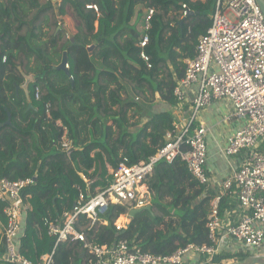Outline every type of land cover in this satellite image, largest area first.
Wrapping results in <instances>:
<instances>
[{
    "label": "trees",
    "instance_id": "obj_1",
    "mask_svg": "<svg viewBox=\"0 0 264 264\" xmlns=\"http://www.w3.org/2000/svg\"><path fill=\"white\" fill-rule=\"evenodd\" d=\"M55 2L0 0V177L32 179L22 190L29 209L20 251L33 263L44 262L53 247L44 217L71 211L78 187L84 188L74 161L85 168L95 162L92 188L104 185L108 175L104 159L114 176L124 158L131 165L154 154L165 143V133L176 128L170 113L178 102L173 88L184 76L183 60L195 56L198 37L210 25L204 10L212 6L213 12L216 0ZM87 4L97 5L98 13ZM187 9L194 14L180 24ZM144 35L148 41L142 47ZM142 51L147 61L140 56ZM63 52L68 73L52 68ZM25 75L31 78L28 100L21 88ZM8 115L10 123L3 124ZM58 119L72 142L69 154L59 145L64 130ZM132 126H137L136 132ZM144 183L151 196L150 210L129 218L132 208L117 203L93 223L81 215L76 227L85 240L111 246L125 239L132 250L154 255L208 241L205 224L213 192L190 175L181 159L158 162ZM231 206L222 198L219 214ZM3 207L0 202V264H13L4 258ZM222 258L231 255H215L211 263ZM52 260L94 264L83 243L73 238L56 247Z\"/></svg>",
    "mask_w": 264,
    "mask_h": 264
},
{
    "label": "built area",
    "instance_id": "obj_2",
    "mask_svg": "<svg viewBox=\"0 0 264 264\" xmlns=\"http://www.w3.org/2000/svg\"><path fill=\"white\" fill-rule=\"evenodd\" d=\"M85 6L98 13L97 5ZM151 14L152 10H149L148 17ZM145 28H148V18ZM147 41L148 36L144 35L140 45L145 46ZM195 50L193 58L183 60L184 76L173 88L176 100H188L190 105V116L184 126L180 130L167 131L165 143L147 158L131 165H127L124 158L114 176L104 159L108 174L104 185L92 188L95 162L88 169L82 168L81 171L90 177L84 180V185L92 192L84 195L78 187L79 197L71 211L56 217H44L46 233L53 239L52 251L44 262L33 263L20 251L25 214L29 209L22 190L32 183V179L10 181L0 177V202L6 217L3 233L6 260L13 264H52L54 250L68 238L82 242L94 264H211L221 247L233 242L248 244L253 252L250 255H264V152L256 149L264 138V16L256 0H216L210 25L198 37ZM140 56L148 60L143 51ZM65 67L68 68V63ZM35 98H38L37 89ZM223 98L231 100L232 115L246 121L227 137L225 146L228 155L243 150L247 152L241 169L222 183L228 194L233 193L230 181L238 187L236 198L241 212L237 219L234 222L222 220L220 198L215 197L209 203L206 216V243H190L170 254L154 255L132 250L125 239H118L111 246L87 242L84 233L76 227L80 216L85 215L93 223L112 204L123 203L132 209L147 206L151 197L146 190H141V185L160 161L170 164L178 157L192 177L200 184L206 183L204 163L209 128L192 127V124L213 100ZM134 100L140 98L135 96ZM49 107L47 104V117L51 115ZM189 252L193 256L187 255Z\"/></svg>",
    "mask_w": 264,
    "mask_h": 264
},
{
    "label": "crops",
    "instance_id": "obj_3",
    "mask_svg": "<svg viewBox=\"0 0 264 264\" xmlns=\"http://www.w3.org/2000/svg\"><path fill=\"white\" fill-rule=\"evenodd\" d=\"M86 8H89V7H86ZM94 27L97 29V21L94 22ZM4 57L6 58V56H3L1 62H5L6 59L4 60ZM189 107L190 105L187 100L186 102H177V104L170 109V113L177 121V126L175 130H178V129L180 130L184 126L183 124L189 118L190 116ZM232 113H233V106H232V102L230 99L223 98V99L213 100L207 107H205L198 114L197 118L194 120L192 124V127L204 126V127L209 128L207 132V137H206V159L204 163L207 181L204 185H206L207 188L211 192H213L212 199L215 197H219L220 200L222 198H225L227 203L229 205H232L231 209L226 207L224 208L222 212H220L221 219L226 222L227 221L234 222L237 219V214L241 212V209L237 205V198H236L237 189H238L237 185L234 182L230 181V188L233 191V193L228 194L227 192L224 191L222 183L226 179H230L233 173L241 169V167L245 164L246 157H247L246 150L240 151L239 153L234 154V155H228L225 152L227 137L231 135L232 133H234L236 129H239L246 122L245 119L241 117H235L232 115ZM56 123L57 125L63 127L64 133L62 135V138H63L62 140H65L64 147L70 146L72 148V142L67 136L66 126L63 125L60 119L56 120ZM61 144L59 145L63 147ZM259 147H261V149H263L262 151L264 152V138L261 139L256 149L258 150ZM70 149L66 151L70 153L69 152ZM94 153H95V150L91 151L90 157L93 158ZM82 168L88 169V168H85L79 160L74 161V169H76V172L80 175L82 180L84 181V180L90 179V177H88L86 173L81 171ZM91 177L94 181V177L93 176ZM105 181L106 180H104V183ZM96 186H101V184H97ZM79 188L81 189L80 190L81 193L84 195H88V192H92V190L88 191L85 185H84V188L82 187H79ZM141 190H144V191L146 190L147 193H149L148 188L145 183L141 185ZM78 197H79V191H78L77 199ZM150 204H151V200L148 205ZM67 212L69 211L65 210L62 212V214L67 213ZM251 253L253 254L251 247L248 244L246 243L238 244V243L233 242V243L227 244L226 246H222L219 252L217 253V255L224 256L226 254H230L231 258H228V259L222 258L221 260V263L223 261H226L228 263V262H234V261L241 260L244 257L250 255Z\"/></svg>",
    "mask_w": 264,
    "mask_h": 264
},
{
    "label": "water",
    "instance_id": "obj_4",
    "mask_svg": "<svg viewBox=\"0 0 264 264\" xmlns=\"http://www.w3.org/2000/svg\"><path fill=\"white\" fill-rule=\"evenodd\" d=\"M256 2L260 6L261 11H262L263 16H264V0H256ZM192 14H194V12L192 10L188 9L186 11V14L183 16V18L181 19V21L179 23L181 24L185 17H187L188 15H192ZM66 63H67V54H66V52H63L62 56H61V59H60V62L56 66H52V68L64 71L65 73H68L67 72L68 68L65 67ZM24 77H25V81L21 85V88L25 91L26 98L28 100L29 96H28V93H27V88H28V84H29L31 78L28 75H25ZM9 119H10V116L8 115L6 121L3 124H9L10 123ZM1 126H2V124H0V127ZM150 208H151V206L147 205V206H145L143 208L132 209L128 213V217L131 218V217L134 216V214L136 212L141 211L143 209L150 210ZM128 225H129V219L125 223L124 230L128 227ZM4 258L7 259L6 254L4 255ZM211 264H219V263H211ZM227 264H264V255H261V254L248 255V256L244 257L243 259H241L240 261H238L236 263H227Z\"/></svg>",
    "mask_w": 264,
    "mask_h": 264
},
{
    "label": "rangeland",
    "instance_id": "obj_5",
    "mask_svg": "<svg viewBox=\"0 0 264 264\" xmlns=\"http://www.w3.org/2000/svg\"><path fill=\"white\" fill-rule=\"evenodd\" d=\"M56 3V2H55ZM204 13L208 16V17H211V14H212V6H208L207 8H205V10H204ZM97 15H99V14H97ZM96 25V24H95ZM70 34V33H69ZM136 101V100H135ZM147 107H150L149 105H147ZM136 119V118H135ZM137 120V119H136ZM136 120H134V119H131V122H133V121H136ZM139 125H141V124H139ZM132 130H133V132H136L137 131V126L135 127V126H132ZM63 139V138H62ZM61 139V145L63 146L62 148H63V150H69L71 147L70 146H68V147H64V141L65 140H62ZM69 154V153H68ZM76 170V169H75ZM187 255H189V256H193V254H192V252H189V253H187ZM238 261H240V260H238ZM238 261H234V262H228V263H236V262H238ZM219 264H227V262L226 261H223L222 263L220 262Z\"/></svg>",
    "mask_w": 264,
    "mask_h": 264
}]
</instances>
